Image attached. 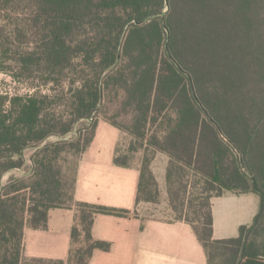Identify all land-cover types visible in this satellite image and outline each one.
Listing matches in <instances>:
<instances>
[{"label": "trees", "instance_id": "1", "mask_svg": "<svg viewBox=\"0 0 264 264\" xmlns=\"http://www.w3.org/2000/svg\"><path fill=\"white\" fill-rule=\"evenodd\" d=\"M0 71L35 90L0 96V264H91L112 249L96 217L131 212L75 199L100 120L131 138L116 166L146 155L138 203L159 195L147 153L168 157L175 220L207 264H264V0H0ZM225 193L259 195L260 211L215 239ZM55 209L76 211L68 259L26 257V228L47 230Z\"/></svg>", "mask_w": 264, "mask_h": 264}, {"label": "crops", "instance_id": "2", "mask_svg": "<svg viewBox=\"0 0 264 264\" xmlns=\"http://www.w3.org/2000/svg\"><path fill=\"white\" fill-rule=\"evenodd\" d=\"M120 137V130L100 120L78 171L76 201L131 212L128 218L96 217L93 237L110 242L112 249L96 251L91 264H207L206 254L190 225L146 215L150 208L137 200L140 167L121 168L114 163ZM244 195L225 193L212 200L215 239L223 238L222 231L232 224L230 207L238 203L233 196ZM249 216L243 207L234 221L242 226ZM76 219L75 209H55L50 212L47 230L26 228V257L66 261Z\"/></svg>", "mask_w": 264, "mask_h": 264}, {"label": "rangeland", "instance_id": "3", "mask_svg": "<svg viewBox=\"0 0 264 264\" xmlns=\"http://www.w3.org/2000/svg\"><path fill=\"white\" fill-rule=\"evenodd\" d=\"M40 90L42 93H47L50 90L47 87H40L37 88ZM35 90L34 88L27 84L24 83L20 80H15L8 72H1L0 71V96H5V97H13L16 95H27V94H32L34 93ZM8 95V96H7ZM8 105V104H7ZM57 138H52L50 141L54 142L57 141ZM131 141V138L125 134L121 133L120 141L118 143V148L121 149V153H125L128 149L129 143ZM30 151L26 152V157L28 158L30 156ZM153 157L151 161V170L153 174L155 175L157 186H158V191L159 195L156 197V200L153 202H141V204L147 205L150 209L146 211L147 216L155 217V218H160L164 220H175L177 217V214L174 212L173 208L171 207L169 203V194H168V188H167V183H166V171H167V166L169 163V159L166 155L162 153H155V154H149L147 153V156ZM146 155H143L142 152H139L134 155V157L131 159V164L133 166H138L141 168V161L145 158ZM149 157V159H151ZM14 175L17 177L24 175L23 172H15ZM190 176V182L191 184L198 185V178ZM164 180V181H163ZM175 189L179 190V185L175 184ZM200 188V185L197 188H193V192L191 193H196V191ZM190 189V190H192ZM150 193H153V188H150ZM152 191V192H151ZM178 195H180L179 191L177 192ZM153 196V194H151ZM144 196H146L144 194ZM236 198L238 201L235 202V204L230 207L233 211V218H232V224L230 225L229 228H225L222 231V235L224 236L221 239L224 238H235L239 236V228L240 225L237 224L235 220L237 211L244 209L249 212V218L245 221L246 223L244 225H251L253 223V220L255 216L259 213L260 211V206H261V201L260 197L257 194L251 193L248 195H244L241 197L233 196ZM218 207V206H217Z\"/></svg>", "mask_w": 264, "mask_h": 264}]
</instances>
